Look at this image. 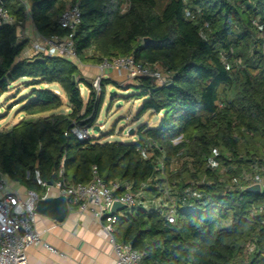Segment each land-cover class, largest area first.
Segmentation results:
<instances>
[{"label": "trees", "instance_id": "obj_1", "mask_svg": "<svg viewBox=\"0 0 264 264\" xmlns=\"http://www.w3.org/2000/svg\"><path fill=\"white\" fill-rule=\"evenodd\" d=\"M68 5L81 11L73 36L81 64L133 56L171 75L166 86L135 79V96L147 97L138 118L163 114L157 128L139 129L136 143L73 134L96 125L107 87L118 85L101 80L97 91L69 59L21 58L28 41L17 27L29 16L41 36L68 35L57 23ZM6 8L14 24L0 27V100L28 79V87L58 85L70 111L42 117L64 106L48 89L21 99L26 118L0 130L1 175L40 196L58 183H90L95 166L106 183L129 184L143 201L177 197L174 224L154 207L117 217L115 241L141 252L142 264H264V214L252 216L264 193L231 190L244 172L264 167V0H7ZM215 150L225 175L207 168ZM194 184L202 196L190 210L181 196Z\"/></svg>", "mask_w": 264, "mask_h": 264}, {"label": "built area", "instance_id": "obj_2", "mask_svg": "<svg viewBox=\"0 0 264 264\" xmlns=\"http://www.w3.org/2000/svg\"><path fill=\"white\" fill-rule=\"evenodd\" d=\"M7 0H0V27L13 25L14 19L10 16L6 8ZM28 16V15H27ZM29 18V16H28ZM82 16L78 5L69 6L58 18V25L69 34L60 36L54 35L44 37L39 35L38 40L34 43L33 49L37 54H42L48 58L69 59L76 64L78 61L75 52L73 40L74 32L81 24ZM259 26L258 21H254ZM226 62V61H225ZM241 61L237 62L240 65ZM77 65V64H76ZM226 67L230 64L226 62ZM100 77L94 82V88L100 90V82L107 71H122L134 79L149 78L155 81L158 86L169 84L171 75L159 64L150 65L147 63H137L133 56L120 57L113 59H104L98 65ZM99 89V90H98ZM73 134L80 140L84 141L88 136V130L75 128ZM182 137L174 141L178 144ZM218 152L215 150L212 157L207 162V168L212 171H219L222 175L227 173V169L217 161ZM37 178L39 173H36ZM92 179L88 184H78L69 186L64 183H58L54 188L60 195L68 199L69 210L82 215L91 214L96 221L102 226L109 244L112 246V253L115 264H142L143 254L135 249L132 245L119 244L114 238V225L117 217H124L131 214L133 210L143 207H154L155 210H165V219L170 224L175 223L177 213V197L169 196L168 192L165 197L157 200H141L140 194H135L129 184L119 182L106 183L100 175L97 167H92ZM0 174V264H29V250L42 245L47 251L54 255L59 252L41 240V235L36 229L35 211L36 202L40 199L35 192L28 191L23 197L15 192H6V185ZM223 181V178L222 180ZM246 185H240V182ZM232 189L245 190L248 186L259 185L261 192L264 193V167H252L251 171L243 173L240 179L234 180ZM38 184L46 186L40 179ZM123 189V192L116 196V193ZM202 194L196 184L186 189L181 198L182 205L188 209H195L194 200L201 198ZM164 197V198H165ZM115 202H120L127 207L124 211H119L116 215L111 213L112 206ZM264 214V206L254 209L252 216Z\"/></svg>", "mask_w": 264, "mask_h": 264}, {"label": "crops", "instance_id": "obj_3", "mask_svg": "<svg viewBox=\"0 0 264 264\" xmlns=\"http://www.w3.org/2000/svg\"><path fill=\"white\" fill-rule=\"evenodd\" d=\"M38 38L39 34L32 20L28 18L24 24L23 38L21 39L28 41V46L23 51L21 58L27 59L37 55L33 49V45ZM81 65L82 68H78L85 78L100 74L98 65ZM123 74L127 75L122 71H107L103 75V78L117 84L119 81L115 78ZM51 86L56 87L58 85ZM44 88H50V85H45ZM55 92L58 93L57 91ZM67 111L69 113L70 109L68 108ZM56 114L60 113L55 111L43 114L42 117ZM23 119L21 118V120ZM3 177L6 185V192H15L23 197L26 196L28 192L26 189L12 182L8 177ZM58 196H60V194L54 188L48 187L39 198L43 199ZM36 229L41 235L42 242L56 249L59 255H54L47 251L42 245H39L29 250V264H115L112 246L109 244L102 226L91 214L82 215L69 210L67 218L61 223L38 214L36 217Z\"/></svg>", "mask_w": 264, "mask_h": 264}, {"label": "rangeland", "instance_id": "obj_4", "mask_svg": "<svg viewBox=\"0 0 264 264\" xmlns=\"http://www.w3.org/2000/svg\"><path fill=\"white\" fill-rule=\"evenodd\" d=\"M68 7L69 5L66 8ZM76 64L79 68H82L79 61H76ZM89 77L86 79L94 84L100 77V74ZM115 79L119 81L116 84L119 88L113 85L107 87L99 120L92 129L88 130V136L99 140L100 143H136L139 138V129L144 125H147L150 129L157 128L163 118V114L156 115L152 112H147L138 118V112L143 102L147 100V97L139 99L137 98L139 96H135L138 93L133 88L135 86L134 78L123 74ZM102 80L108 79L102 77ZM29 81L28 79H24L15 83L10 88V91L0 100V130L10 129L21 122V118H25L20 113L22 105L18 103L21 99L30 96L34 89L42 88L57 91L64 101V106L57 111L61 115L68 113L69 107L67 106L66 96L58 86L54 87L50 85V88H44V86L28 87L27 83ZM81 92L84 104H87L90 92L85 88H82ZM97 128H99V131L96 130ZM130 130L134 131L133 135L129 134Z\"/></svg>", "mask_w": 264, "mask_h": 264}, {"label": "water", "instance_id": "obj_5", "mask_svg": "<svg viewBox=\"0 0 264 264\" xmlns=\"http://www.w3.org/2000/svg\"><path fill=\"white\" fill-rule=\"evenodd\" d=\"M17 37L19 39L23 38V28L17 27ZM144 43L148 45L150 43L149 39H145ZM96 130L99 131V128ZM130 135L134 134L133 130L129 131ZM106 181V179H105ZM245 192L248 194H262L259 185L248 186L245 188ZM127 207L120 202H115L112 206L111 213L116 215L119 211L126 210ZM35 211L37 214L46 216L56 222H64L69 214V203L68 199L60 195L58 197H48V198H40L35 205Z\"/></svg>", "mask_w": 264, "mask_h": 264}]
</instances>
